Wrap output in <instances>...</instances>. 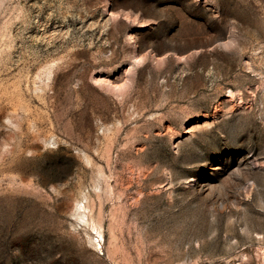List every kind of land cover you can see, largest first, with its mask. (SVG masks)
Segmentation results:
<instances>
[{
    "label": "rangeland",
    "instance_id": "rangeland-1",
    "mask_svg": "<svg viewBox=\"0 0 264 264\" xmlns=\"http://www.w3.org/2000/svg\"><path fill=\"white\" fill-rule=\"evenodd\" d=\"M0 264H264V0H0Z\"/></svg>",
    "mask_w": 264,
    "mask_h": 264
},
{
    "label": "bare ground",
    "instance_id": "bare-ground-1",
    "mask_svg": "<svg viewBox=\"0 0 264 264\" xmlns=\"http://www.w3.org/2000/svg\"><path fill=\"white\" fill-rule=\"evenodd\" d=\"M77 218L80 219L85 225L89 226L98 237L102 239V233L100 226L93 221L92 218L87 216V208L85 205L78 203L76 206Z\"/></svg>",
    "mask_w": 264,
    "mask_h": 264
}]
</instances>
